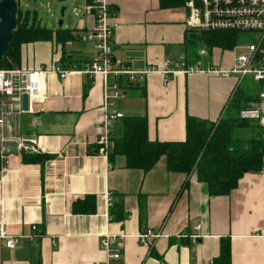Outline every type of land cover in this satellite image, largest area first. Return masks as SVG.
<instances>
[{"label": "crops", "instance_id": "0c3cea01", "mask_svg": "<svg viewBox=\"0 0 264 264\" xmlns=\"http://www.w3.org/2000/svg\"><path fill=\"white\" fill-rule=\"evenodd\" d=\"M108 2L111 19L119 23L114 58L133 70L154 69L138 82L123 76L118 110L124 117L147 116L150 140L170 142L186 139L188 116L214 122L229 114L241 86L236 90L235 76L159 70H171L181 57L204 68L229 69L233 48L190 57L186 5ZM93 23V15L82 11L72 25L49 26L67 30L72 39L22 45L15 68L22 74L16 78L29 79L30 107L20 113L6 109L0 127V149L11 152L7 164L0 152V224L21 238L9 248L0 237V264H33L39 257L41 264H212L224 238L230 240L232 264H264L263 172L246 173L229 195H210L196 173L170 171L166 155L144 171L129 167L122 154L111 159L99 152L103 80L87 71L96 58L86 39ZM58 68L68 70L65 78ZM249 91L248 103L257 95ZM124 117L114 121L113 138L121 134ZM19 136L33 140L35 150L19 151ZM105 192L109 207L100 198ZM82 205H94L93 210L75 211ZM147 228L165 234L153 247L139 237ZM106 235L120 241L119 257L102 246Z\"/></svg>", "mask_w": 264, "mask_h": 264}, {"label": "built area", "instance_id": "2783aa9c", "mask_svg": "<svg viewBox=\"0 0 264 264\" xmlns=\"http://www.w3.org/2000/svg\"><path fill=\"white\" fill-rule=\"evenodd\" d=\"M189 14L185 24L188 30H237L253 33L254 40L247 44L235 45L234 62L229 69H220L209 65L204 68L199 63L190 64L181 57L174 62L171 70H159L160 72L175 74L183 71L208 72L223 77L235 76L237 88L247 76H251L254 82L259 84L257 97L247 103L240 110V118L256 121L263 129L264 138V0H187L186 4ZM94 17V23L89 27L86 39L94 44L96 58L91 62L87 71L99 74L103 80L105 119L102 132L98 136L97 144L99 152L108 156L112 146V131L114 121L124 117V113L118 110L119 99L123 97V76H127V82H138L144 79L154 69L137 71L121 64L113 56V39L119 27L116 20L111 19V8L108 0H90L82 9ZM81 11V12H82ZM199 54L204 56L207 51L202 49ZM169 65V63H168ZM62 78L68 74V70L58 68ZM21 70L0 69V127L5 123L8 111H22V95L29 92L28 78L19 82L16 75H21ZM30 93V92H29ZM27 138L17 137L15 140L19 146L18 150H35V147L26 143ZM4 162L7 164L11 152L0 149ZM260 172L264 173V165ZM106 206L111 205L109 193L100 195ZM199 227V225H198ZM37 230V226H33ZM165 234L162 230L147 228L139 234L140 240L146 245L153 247L155 242ZM0 237L6 240L9 248L16 247L20 236H11L7 233L4 224H0ZM102 246L107 251H113L114 257L120 256L121 245L115 235L102 237ZM122 246V245H121ZM213 264V261L211 262Z\"/></svg>", "mask_w": 264, "mask_h": 264}, {"label": "trees", "instance_id": "16d2710c", "mask_svg": "<svg viewBox=\"0 0 264 264\" xmlns=\"http://www.w3.org/2000/svg\"><path fill=\"white\" fill-rule=\"evenodd\" d=\"M186 1L160 0L164 7L183 6ZM17 18V26L13 30L14 37L9 44L7 54L0 59V68L15 69L21 65L24 43L52 38L56 41H65L73 38V36L67 37L65 35L67 30L63 28L54 30L42 24L36 16L31 15L30 11H24L20 7L19 0ZM239 32L219 30L212 31V34L207 32L204 37L212 44L232 49L239 40ZM253 96L256 98V95ZM251 98L252 96L247 97L243 91L237 90L232 97L229 114L218 120L219 122L188 116L187 136L184 141L150 140L147 116L124 117L121 134L114 138L112 136L113 144L109 157L112 159L115 155L122 154L126 156L129 167L148 171L163 155H166L170 171L183 172L187 175L196 173L197 178L207 184L210 195H229L238 187L246 173L260 172L264 165L263 129L258 122L239 117L240 110ZM248 127H252L255 131L250 138H234L236 129ZM24 154L26 160H29L27 155L30 154L26 152ZM93 206L82 205L80 209L76 206L75 211L93 210ZM119 208L124 213L123 206L119 205ZM110 214L113 215V212ZM213 263L232 264V249L228 238L222 240L220 253ZM33 264H41L40 257Z\"/></svg>", "mask_w": 264, "mask_h": 264}, {"label": "rangeland", "instance_id": "374dc122", "mask_svg": "<svg viewBox=\"0 0 264 264\" xmlns=\"http://www.w3.org/2000/svg\"><path fill=\"white\" fill-rule=\"evenodd\" d=\"M63 5H67L68 7L65 15L62 17L60 11ZM85 5V0H67L65 2H59L58 0H20V7L24 11H30L32 16H36L37 20L47 26H58L61 18L65 21V24L72 25L73 22L79 18ZM207 32H211L210 34H212V31L190 30L189 34L191 35L190 40L188 41V55L190 57H195L197 54V57L201 59L202 56L199 55V52L202 49L207 51V54L204 55L205 58L208 56L211 57L209 54L216 50H226L223 46L208 42L204 37ZM251 40H254L253 33L240 31L239 40L236 45L247 44ZM247 89H250V93L258 92L259 90V84L254 82L251 76L244 78L240 86V91L246 92ZM254 132L255 131L252 127L239 128L234 131L233 136L236 139H247L250 138Z\"/></svg>", "mask_w": 264, "mask_h": 264}, {"label": "water", "instance_id": "95a60500", "mask_svg": "<svg viewBox=\"0 0 264 264\" xmlns=\"http://www.w3.org/2000/svg\"><path fill=\"white\" fill-rule=\"evenodd\" d=\"M59 2H65L67 0H58ZM67 5H63L61 8V16L65 15ZM18 0H0V59L4 57L9 48V44L14 37L13 30L17 26L18 18ZM64 20H59V26H63ZM30 107V93L24 92L22 95V108L28 110ZM26 143L35 146L33 140L28 139Z\"/></svg>", "mask_w": 264, "mask_h": 264}]
</instances>
